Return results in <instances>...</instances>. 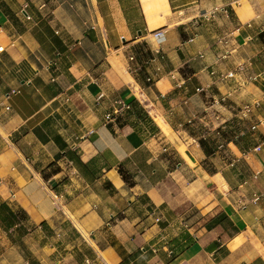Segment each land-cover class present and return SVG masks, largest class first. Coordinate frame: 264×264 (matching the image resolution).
<instances>
[{
    "label": "crops",
    "instance_id": "1",
    "mask_svg": "<svg viewBox=\"0 0 264 264\" xmlns=\"http://www.w3.org/2000/svg\"><path fill=\"white\" fill-rule=\"evenodd\" d=\"M262 192L264 0H0V264H264Z\"/></svg>",
    "mask_w": 264,
    "mask_h": 264
},
{
    "label": "built area",
    "instance_id": "2",
    "mask_svg": "<svg viewBox=\"0 0 264 264\" xmlns=\"http://www.w3.org/2000/svg\"><path fill=\"white\" fill-rule=\"evenodd\" d=\"M27 18H29V16H27ZM160 36H161L160 33H157V34H156V37H160ZM129 59H130V61H134V60H135L134 56H131ZM130 71H133V69H132L131 67H130ZM149 80H150V79H149ZM101 97H102V95L100 96V98H101ZM255 105H256V104H254V106H255ZM252 106H253V105H247V106L244 108V112H245V113H250V111H251V109H252ZM6 109L9 110L10 108H9V107H6ZM130 109H131L130 104L125 103V102L119 100V101L116 102V106H115V108H114L112 111H110V112H108V113L106 114V120H107L108 122H112V121L115 120V118H116L117 116L123 115L124 113L128 112ZM56 198H57V196H56ZM253 199H254V201H259V200H261V199H264V192H262L261 194H257V195H255V197H254Z\"/></svg>",
    "mask_w": 264,
    "mask_h": 264
},
{
    "label": "rangeland",
    "instance_id": "3",
    "mask_svg": "<svg viewBox=\"0 0 264 264\" xmlns=\"http://www.w3.org/2000/svg\"><path fill=\"white\" fill-rule=\"evenodd\" d=\"M204 128V127H203ZM165 134H168L169 131L168 130H165V129H162ZM244 130V127L242 125V123H234L233 125V129L230 130L229 128H226L224 132H222L220 135H218L217 137H214L213 134H211L210 136H207V141H208V144L210 145H213L215 143V141H220L222 142L223 144L225 143L226 140H230V137H234L235 134H239L240 132H242ZM202 131H200L201 133ZM203 133V132H202ZM250 138L251 137H246L244 138L243 140L240 139V142L243 146H245V144H248L250 145ZM224 154V157L226 159H230V155L227 154V152H225V149H224V152L222 153ZM228 156V157H227Z\"/></svg>",
    "mask_w": 264,
    "mask_h": 264
},
{
    "label": "bare ground",
    "instance_id": "4",
    "mask_svg": "<svg viewBox=\"0 0 264 264\" xmlns=\"http://www.w3.org/2000/svg\"><path fill=\"white\" fill-rule=\"evenodd\" d=\"M143 99V98H142ZM153 113V112H152ZM160 115V114H159ZM156 121L158 122V125L162 128V129H165V130H168L169 127L168 125L162 120V118L158 117L156 118ZM169 131V130H168ZM175 134V133H174ZM184 148V147H183ZM182 150V149H181ZM187 150V149H186ZM184 151V150H182ZM181 151V153H182ZM188 159V158H187ZM190 160V159H189Z\"/></svg>",
    "mask_w": 264,
    "mask_h": 264
},
{
    "label": "trees",
    "instance_id": "5",
    "mask_svg": "<svg viewBox=\"0 0 264 264\" xmlns=\"http://www.w3.org/2000/svg\"><path fill=\"white\" fill-rule=\"evenodd\" d=\"M245 137H239V138H235V137H232V138H230V139H232V141L236 144V145H238V146H242L241 145V142H240V139H244ZM250 145H248V144H245V146H244V148H247V147H249Z\"/></svg>",
    "mask_w": 264,
    "mask_h": 264
}]
</instances>
